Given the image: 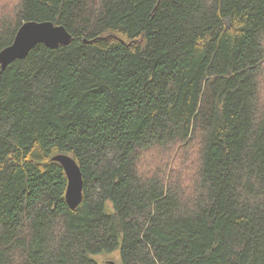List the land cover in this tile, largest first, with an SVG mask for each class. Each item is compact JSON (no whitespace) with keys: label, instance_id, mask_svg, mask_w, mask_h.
<instances>
[{"label":"trees","instance_id":"16d2710c","mask_svg":"<svg viewBox=\"0 0 264 264\" xmlns=\"http://www.w3.org/2000/svg\"><path fill=\"white\" fill-rule=\"evenodd\" d=\"M30 22L71 40L0 67V264H264V0H15L0 52Z\"/></svg>","mask_w":264,"mask_h":264},{"label":"water","instance_id":"95a60500","mask_svg":"<svg viewBox=\"0 0 264 264\" xmlns=\"http://www.w3.org/2000/svg\"><path fill=\"white\" fill-rule=\"evenodd\" d=\"M71 37L61 26L50 22H30L23 24L17 31L13 43L0 52L1 72L17 60H23L38 44L55 48L67 44ZM58 163L67 179L65 201L71 210H75L82 200V177L77 163L68 155L58 154L51 158Z\"/></svg>","mask_w":264,"mask_h":264},{"label":"rangeland","instance_id":"374dc122","mask_svg":"<svg viewBox=\"0 0 264 264\" xmlns=\"http://www.w3.org/2000/svg\"><path fill=\"white\" fill-rule=\"evenodd\" d=\"M14 2L15 0H0V9L5 6H8V9H10L12 8ZM180 155H183V153L180 152V148L172 149V153H170L169 155H166L165 153L162 154V156H164L165 158L171 159V163L176 159V157ZM170 170L171 168L167 169V172H170ZM93 259L98 264H110V263L120 264V256L118 251L113 254L103 253L97 256H93Z\"/></svg>","mask_w":264,"mask_h":264}]
</instances>
